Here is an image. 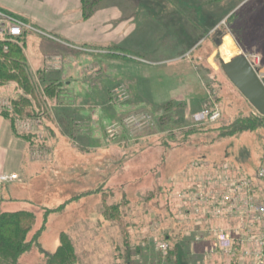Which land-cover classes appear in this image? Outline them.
<instances>
[{"label": "rangeland", "instance_id": "obj_1", "mask_svg": "<svg viewBox=\"0 0 264 264\" xmlns=\"http://www.w3.org/2000/svg\"><path fill=\"white\" fill-rule=\"evenodd\" d=\"M110 1L131 11L126 44H106L122 36L121 16L111 29L67 23L72 42L0 10L22 28L39 85L56 83L61 91L45 100L50 110L37 122L13 127L7 119L35 166L27 164L20 184L0 175V213L37 218L31 235L38 233L40 248L18 263L47 264L45 254H55L67 234L80 264H157L161 251L172 254L171 264H264V227L213 216L206 205L221 189L202 185L220 175L260 182L264 119L254 131L228 134L234 122L259 116L222 62L245 55L264 76V0ZM81 11L84 22L95 17L84 5ZM37 94L44 96L41 88ZM19 97L13 85H0V111ZM206 108H217L220 118L197 124ZM16 132L39 142L33 148ZM261 183L253 190L264 201ZM60 202L61 210L48 212Z\"/></svg>", "mask_w": 264, "mask_h": 264}, {"label": "trees", "instance_id": "obj_2", "mask_svg": "<svg viewBox=\"0 0 264 264\" xmlns=\"http://www.w3.org/2000/svg\"><path fill=\"white\" fill-rule=\"evenodd\" d=\"M98 2L99 0H83L84 10L88 11L89 14L94 13ZM24 49L25 35L19 38L18 42L0 44V85H13L15 90L20 93V97L11 102V110L3 109L0 111V114L13 124V127H16L18 120L37 122L41 116L47 115L50 109L45 100L57 98L61 92L56 83L42 87L39 85L38 80H36L37 74L28 63ZM40 88L43 97L37 94ZM51 109L54 117V108ZM258 116L251 121L238 120L234 122L228 128V134L254 131L260 119H264L259 114ZM16 135L28 142L33 148L39 142L36 137L26 136L21 132H16ZM45 144H41V150H44ZM61 209L62 207H58V209L48 210V212ZM36 219V215L29 211L0 213V264H19L20 257L30 251L34 245L40 248L38 233L31 235L36 225ZM61 242V246L55 254L47 255L44 253L47 264H80L75 247L67 234L63 235ZM158 249L163 250L161 247ZM160 253L161 255L157 256V264H164L166 260L168 261L166 263L169 264L173 262L169 259V255L172 254H164L162 251Z\"/></svg>", "mask_w": 264, "mask_h": 264}, {"label": "crops", "instance_id": "obj_3", "mask_svg": "<svg viewBox=\"0 0 264 264\" xmlns=\"http://www.w3.org/2000/svg\"><path fill=\"white\" fill-rule=\"evenodd\" d=\"M82 6L83 0H0V10L7 12L16 18H20L26 23L44 31H52L60 36L63 35L66 40H72V42L75 41V39L67 36L68 34L64 31L66 28H64V26L67 23L69 24L70 22L71 26L73 22L76 23L73 25L75 28H83L87 26V24H91L94 26V29L95 23L99 29H101V27L103 28L104 24H107L105 27L111 29L113 26L110 24L114 23L116 17L119 18L121 16L122 23L118 27V30L122 32V36H118V38L113 39L110 42L108 41L106 44L127 43L126 39L127 37H130V33L133 30L130 28V19L127 17L131 14V11L126 9L127 4L120 8L110 0H99L97 8L94 11L96 12L95 17L86 22L82 19ZM183 9L187 8L183 7ZM188 10L189 9H187V11ZM182 14L186 13L183 12ZM102 16H106L107 21L105 23L98 22ZM77 24L79 26H77ZM112 31H115V29H112ZM114 40L117 42H113ZM26 41L27 39H25V48H27ZM25 53L28 56L26 49ZM42 59L41 64H45L46 66L47 64L45 62H48V56H43ZM28 61L32 66L38 62L37 58L30 59L29 56ZM199 114L200 113H198V115ZM198 115L196 114V117ZM21 145L18 139L12 134L7 119L0 114V175H18L19 178L16 181L10 182V185L22 183L24 172L26 173L28 170L27 166H30L29 171L31 170V167L34 166L33 161H26V148ZM62 204L63 203L60 202L57 207H52V209L58 208L62 206Z\"/></svg>", "mask_w": 264, "mask_h": 264}, {"label": "built area", "instance_id": "obj_4", "mask_svg": "<svg viewBox=\"0 0 264 264\" xmlns=\"http://www.w3.org/2000/svg\"><path fill=\"white\" fill-rule=\"evenodd\" d=\"M23 35L22 28L17 27L12 18L0 13V44L18 42L19 38ZM5 49H7V47H5ZM220 116V112L217 108H206L205 112L200 113L195 118V122L202 124L215 122ZM257 178L260 182H256L250 178L233 180L229 179L226 175H220L216 181L203 183L202 185L206 187V190H209L211 187H216L220 188V192H222L218 194V198L215 197V200H210L209 204L206 205V207L209 208V212H211L213 216H220L227 220L245 219L247 221L258 222L264 227V201L257 198V193L253 190L260 186V184L263 187L261 182H264V165L257 172ZM18 179L17 175L10 177L11 181H16ZM2 180H5V178H2ZM200 189L202 188H195L194 191H201ZM206 197L212 198L208 195ZM225 240V242H222L223 247L229 245V240L226 236ZM258 245L264 247V240L259 242ZM161 247L165 248L163 245Z\"/></svg>", "mask_w": 264, "mask_h": 264}, {"label": "water", "instance_id": "obj_5", "mask_svg": "<svg viewBox=\"0 0 264 264\" xmlns=\"http://www.w3.org/2000/svg\"><path fill=\"white\" fill-rule=\"evenodd\" d=\"M222 70L256 112L264 117V76L258 74L245 55L222 62Z\"/></svg>", "mask_w": 264, "mask_h": 264}, {"label": "bare ground", "instance_id": "obj_6", "mask_svg": "<svg viewBox=\"0 0 264 264\" xmlns=\"http://www.w3.org/2000/svg\"><path fill=\"white\" fill-rule=\"evenodd\" d=\"M232 47H233V43L231 42V40H227L226 41V44H225V46H224V50L227 52V53H229V52H231L232 51ZM234 58V57H233ZM232 59V58H231ZM230 58L229 59H226V61H225V63H228V62H230V60H231ZM227 77V76H226ZM229 80V79H228ZM72 155V156H71ZM66 162L68 163V162H70L71 160V158H73V152L72 151H69V152H67L66 153ZM78 158V157H77ZM77 158H75V159H77ZM83 161V160H82ZM78 162V161H77ZM64 163V162H63ZM38 182H39V184L41 185V186H43V187H47V189H52V186H50L49 184L47 185H45V182L43 181V179H39L38 180ZM65 185V184H64ZM66 189L69 191V192H74V191H76L77 190V186H74V185H69V186H67L66 187Z\"/></svg>", "mask_w": 264, "mask_h": 264}]
</instances>
